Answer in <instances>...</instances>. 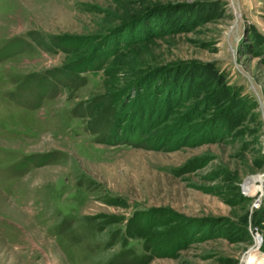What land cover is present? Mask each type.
<instances>
[{
    "label": "rangeland",
    "instance_id": "1",
    "mask_svg": "<svg viewBox=\"0 0 264 264\" xmlns=\"http://www.w3.org/2000/svg\"><path fill=\"white\" fill-rule=\"evenodd\" d=\"M256 261L264 0H0V264Z\"/></svg>",
    "mask_w": 264,
    "mask_h": 264
},
{
    "label": "bare ground",
    "instance_id": "2",
    "mask_svg": "<svg viewBox=\"0 0 264 264\" xmlns=\"http://www.w3.org/2000/svg\"><path fill=\"white\" fill-rule=\"evenodd\" d=\"M260 181H261V179L258 182H260ZM253 185L254 184H252L251 182L246 183L247 189L251 192L250 194H253L254 192H257L261 189V185H256V186H253ZM253 264H259V261L253 262Z\"/></svg>",
    "mask_w": 264,
    "mask_h": 264
}]
</instances>
